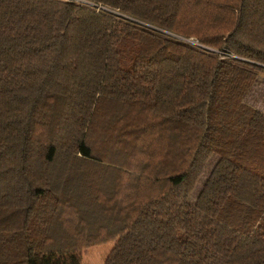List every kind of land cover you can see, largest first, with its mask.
<instances>
[{
  "label": "trees",
  "instance_id": "obj_1",
  "mask_svg": "<svg viewBox=\"0 0 264 264\" xmlns=\"http://www.w3.org/2000/svg\"><path fill=\"white\" fill-rule=\"evenodd\" d=\"M106 243L264 264V0H0V264Z\"/></svg>",
  "mask_w": 264,
  "mask_h": 264
},
{
  "label": "rangeland",
  "instance_id": "obj_2",
  "mask_svg": "<svg viewBox=\"0 0 264 264\" xmlns=\"http://www.w3.org/2000/svg\"><path fill=\"white\" fill-rule=\"evenodd\" d=\"M212 163H213L212 160L208 162V166H207L208 169L210 168ZM201 179L202 178H200V180L195 185L193 192H195V190L198 188ZM112 246L113 243H106L86 249L82 254L80 264H104L105 257L111 250Z\"/></svg>",
  "mask_w": 264,
  "mask_h": 264
}]
</instances>
